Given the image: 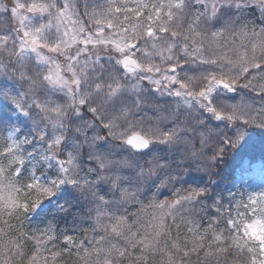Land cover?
I'll list each match as a JSON object with an SVG mask.
<instances>
[{
	"label": "snow or ice",
	"instance_id": "6c2138e0",
	"mask_svg": "<svg viewBox=\"0 0 264 264\" xmlns=\"http://www.w3.org/2000/svg\"><path fill=\"white\" fill-rule=\"evenodd\" d=\"M250 4L264 16V0H108L93 11L85 0L83 13L79 0L0 6V264H56L61 236L76 264H191L201 252L218 264L233 255V264H264V191L245 202L214 179L226 156L243 160L251 129H264V27L249 28ZM225 93L243 95L230 102ZM193 167L203 176L184 187ZM169 186L170 199L142 203ZM65 190L83 202L88 246L58 232L55 217L24 229ZM136 203L159 211L143 232L128 221ZM71 207L65 199L56 212ZM199 212L209 218L202 231ZM168 218L191 239L170 240Z\"/></svg>",
	"mask_w": 264,
	"mask_h": 264
},
{
	"label": "rangeland",
	"instance_id": "374dc122",
	"mask_svg": "<svg viewBox=\"0 0 264 264\" xmlns=\"http://www.w3.org/2000/svg\"><path fill=\"white\" fill-rule=\"evenodd\" d=\"M20 2H25V0H20ZM15 3V0H0V6H4L7 8H11L13 4ZM87 3L89 4V11L97 10L94 9L93 6H98L99 10H106L108 0H87ZM85 0H79V11L83 13L85 11L84 8ZM21 14H25L23 11H21ZM10 17V13L8 14ZM31 15V14H29ZM243 17L248 22L249 28L254 27L257 31H259L262 27H264V16L261 15L259 6H252L251 4L249 7L245 8L243 13ZM10 24L17 25L18 21L9 20ZM4 20H3V14H0V28L6 27ZM108 34V30H105V35ZM240 41L237 40V46L239 45ZM92 46L89 45V48ZM46 53V50H43ZM72 51H75V46L73 47ZM240 51H243V49H240ZM52 55V54H49ZM229 55H235V53H229ZM62 60V58H60ZM163 67V65H161ZM3 76L0 75V83L3 82ZM243 93H225V96L231 97L234 100L230 102H237L241 99V96ZM157 99L159 102L167 107V101L169 100L168 97H160L159 94H157ZM245 101L248 103H252L255 107L260 106V98L255 96L254 93H249L245 96ZM3 107V102H0V108ZM6 110V109H5ZM11 115V113H9ZM146 117L145 126H147L149 123L154 122L155 112L151 107L147 108L144 113ZM15 119V118H14ZM195 147L197 149L200 148V142L199 139L195 141ZM146 155L144 156V159H147L148 156L152 154V150H146ZM169 156L173 159L178 158L177 154L169 153ZM262 169H264V129H261L259 127L253 128L250 131V135L248 138V143L245 148V154L243 157V160L241 161L240 158L235 154H230L226 156L222 163L218 165V167L215 169L216 172H219L220 175L214 177V179L219 184V191L220 189L224 190L225 197L228 196V191L231 190L233 194L236 195L237 199H240L243 197L244 201H247V198L249 195H256L261 191H264V183H262V179H264V174H262ZM234 171V176H233ZM203 174L201 172H198L195 170V168H191L187 174L183 177L184 180V187H188L191 184H196L199 182V179ZM204 179H207L205 176ZM233 183L236 184L235 187H233ZM176 187H180V185H177ZM174 188H171L169 186L168 188H160V189H152V192H156L157 195L155 197L152 196V193L150 192L148 194V198L141 197V201L144 205H147L149 202V199H158V200H164L166 198H171V192L174 191ZM3 193V192H2ZM1 194V193H0ZM65 199H68L72 202L73 197L71 195L70 190H65L57 194L56 197H53L50 202L46 201L44 203V210L49 209L51 213L56 211V205L58 203H63ZM76 202L75 204V210L76 213L78 212V215L81 216V205L82 201L79 203L76 200H73ZM233 204H235V201H233ZM73 205V204H72ZM84 209V207L82 208ZM142 209L141 203H136L134 206H128L127 208V215H128V221L129 223H134L135 226L139 229L144 231L148 226L152 223L151 217L153 215H159L158 210H153L151 208H144ZM86 210V209H85ZM42 211H38L37 213H34L33 215H39L42 213ZM136 213L135 216L132 214ZM41 218L45 219L44 216ZM52 218H46L45 222L42 225V229L45 227V224ZM53 226L55 227V222H53ZM39 235V233H38ZM47 254L45 253V256Z\"/></svg>",
	"mask_w": 264,
	"mask_h": 264
},
{
	"label": "trees",
	"instance_id": "16d2710c",
	"mask_svg": "<svg viewBox=\"0 0 264 264\" xmlns=\"http://www.w3.org/2000/svg\"><path fill=\"white\" fill-rule=\"evenodd\" d=\"M0 195L7 197L8 192L4 191ZM73 200H72L73 205L69 209L68 213H66V214L65 213H57L56 211L51 213L49 211V209H46V210L42 211L40 216L39 215H32L29 219L24 220L23 221L24 229L26 231H28L29 233L33 232L36 228L42 229V225L46 221L45 220L46 218L55 217V220L53 222H55V227L57 228L58 232H62V231L67 230V234L73 235L78 244L83 240L85 246H88L87 240L84 239L86 234L83 232V228L86 227V225H80V221L84 220V215H83L84 209H82L84 207V205L82 203V205H81V207H82L81 208V216H79L78 212L76 213V211H74L75 210L74 206H75L76 202H74ZM85 212H86V210H85ZM198 215L201 219H197V224H202V227H201V231H202L203 227L207 225L209 218L207 215H205L204 212H199ZM42 216H44L45 219L41 218ZM4 219H8V217L5 216ZM9 223L14 224L17 227H19V224L15 220V218L9 220ZM78 225L80 226L79 228H77ZM167 225H168V236H169L170 240L178 238L180 243H184L186 240L191 239V234L187 233V229L185 228L183 223L180 222L179 219L174 224L172 222V219L168 218L167 219ZM4 227H5V230L7 231V226H4ZM221 227H223V225H221ZM140 231L143 232L142 230H140ZM225 234H227V233H225ZM16 235H17L16 231H12L9 233V236H16ZM87 235L90 237L91 233L89 232V233H87ZM34 243H35V241H30L29 246H31ZM67 247H69V246L64 243L63 237L61 236L56 241V245H55V250L57 252L61 253V256L58 257V259L56 261V264H76V261L79 259L75 254L76 249L72 248L71 254H67V253L63 252V249L67 248ZM81 252H82V250H81ZM46 254H47L46 256L49 258V260H51L50 253H46ZM136 254H138V250H136ZM187 259H190L191 264H218L216 259H214L213 257H205L203 252H201L198 256L194 253ZM225 259L227 261V264H233V260L235 259V256L234 255L228 256L226 258L221 257V264H223V261ZM150 264H161L160 257L157 256L154 261H150Z\"/></svg>",
	"mask_w": 264,
	"mask_h": 264
}]
</instances>
